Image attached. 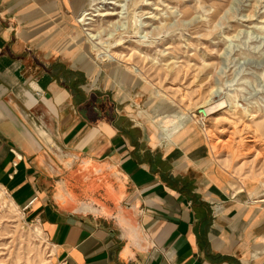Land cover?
I'll return each mask as SVG.
<instances>
[{
	"label": "crops",
	"instance_id": "obj_1",
	"mask_svg": "<svg viewBox=\"0 0 264 264\" xmlns=\"http://www.w3.org/2000/svg\"><path fill=\"white\" fill-rule=\"evenodd\" d=\"M84 2L0 0V186L59 264H264V199L107 93Z\"/></svg>",
	"mask_w": 264,
	"mask_h": 264
},
{
	"label": "rangeland",
	"instance_id": "obj_2",
	"mask_svg": "<svg viewBox=\"0 0 264 264\" xmlns=\"http://www.w3.org/2000/svg\"><path fill=\"white\" fill-rule=\"evenodd\" d=\"M73 29L108 94L161 138L198 137L237 189L264 199V0H85ZM54 255L0 186V264Z\"/></svg>",
	"mask_w": 264,
	"mask_h": 264
}]
</instances>
